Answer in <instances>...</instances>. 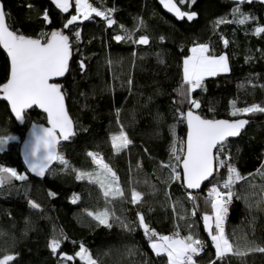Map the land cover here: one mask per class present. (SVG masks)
<instances>
[{
	"label": "trees",
	"instance_id": "1",
	"mask_svg": "<svg viewBox=\"0 0 264 264\" xmlns=\"http://www.w3.org/2000/svg\"><path fill=\"white\" fill-rule=\"evenodd\" d=\"M175 1L181 9L196 12L197 19L175 21L162 12L156 0H89L101 10L115 9L111 17L116 23L109 26L103 17L93 14L64 28L76 15L74 0L68 12L51 0H1L13 31L32 38L54 30L69 36V71L57 83L65 93L75 132L58 145V152L69 162L68 170L56 161L44 176L27 172L21 145L30 126L45 124L46 117L31 108L22 121L17 120L0 93V137H15L0 151V167L14 168L27 176L24 181L13 179L0 186V257L14 254L10 264H86L75 256L81 244L98 264H167V257L157 256L150 247L137 212H142L145 222L161 235L179 230L181 236L191 232L202 240L204 249L194 258L196 264H264V253L260 252L217 260L203 223V215L212 213L206 202L208 190L213 184L222 185L230 164L244 179L232 186L234 196L224 221L225 234L241 250L245 240L264 247V204H258L264 200V113L231 115L233 102L240 108L264 106V33L255 31L264 27V0ZM146 5L154 9L148 15ZM237 6L249 17L244 24L238 22L239 13H233ZM45 11L50 22L43 19ZM220 18L231 22L217 25ZM117 35L125 39L118 41ZM144 35L149 37L148 44L135 42ZM199 43L208 44L211 54L225 53L230 71L206 77L204 87L188 95L183 59ZM8 73V58L0 48V84L6 82ZM190 99L200 103V108L193 110L204 118L249 119L241 135L227 140L221 150L219 159L226 165L218 167L198 192L184 188L172 155L173 142L180 149L186 133L177 110H189ZM121 128L132 143L117 153L111 136ZM89 152L99 154L115 171L123 198L109 203L98 184L76 179L72 169L98 170ZM173 167L180 173L179 179L173 178ZM133 188L143 193L142 203L130 202ZM221 191L225 189L221 187ZM31 202L40 207H32ZM105 208L114 213L111 228L88 215ZM121 221L131 230L122 227ZM54 236L62 237L58 251L73 256V260L52 253L48 245Z\"/></svg>",
	"mask_w": 264,
	"mask_h": 264
},
{
	"label": "snow or ice",
	"instance_id": "2",
	"mask_svg": "<svg viewBox=\"0 0 264 264\" xmlns=\"http://www.w3.org/2000/svg\"><path fill=\"white\" fill-rule=\"evenodd\" d=\"M52 2L63 12H68L71 7L70 0H52ZM180 2L183 4L185 0H180ZM192 2L195 3V0H192ZM160 3L179 18L186 17L188 20H192L197 16L194 11H181L173 0H160ZM27 7L31 8L32 5L29 4ZM75 9L76 15H72L67 20L64 28H68L69 25H73L82 18L88 20L93 14L97 17H103L109 26L116 23L111 17L115 9L101 10L89 3V0H75ZM233 13H239L238 22L240 24H244L249 19L248 16L241 13L238 6L233 9ZM43 19L50 22L47 11L43 13ZM229 22L231 21L224 18L215 21L217 25ZM121 28H123V25H121ZM255 31L256 34L264 33V27H257ZM74 35L79 39L80 32L76 31ZM115 39L119 41L125 39V37L117 35ZM135 42L146 45L149 43V37L146 35L140 36ZM224 44L227 46L228 41L224 40ZM0 46L6 50L10 58L9 78L6 83L0 84V93L10 103L15 117L22 121L25 118V110L35 106L47 114V121L50 125V127H33V140L26 153V162L29 169L38 176H44L46 171H49L52 162L59 161L64 166V170H68L70 167L69 162L57 151V146L61 140L68 141L75 135V132L73 121L65 107V93L62 91V86L52 81L55 78L63 77L69 71V60L72 55L69 36L61 30H54L46 34L42 33L38 38L19 34L13 31L6 22V13L3 5L0 4ZM190 52L191 55L183 60V82L188 95L198 88H203L206 77H215L220 73L230 71L227 55L211 54L208 44H195ZM80 67L82 70L85 67L83 60L80 62ZM185 94V92H181L182 96ZM188 103L191 107L187 112L177 110L179 117L186 120L187 139L186 141H180V149H177L176 142H173L172 155L178 165L182 164L186 187L197 189L200 188L202 182L213 176L218 167L226 165L225 160L219 159L221 150L225 147L227 139L238 137L249 121L246 119H206L193 111V109L200 108V103L197 100L190 99ZM257 112L264 113V106L253 104L240 108L236 107L235 102H233L231 115L237 116L238 114ZM9 139H15V137H0V151H3ZM131 143L132 141L128 138L127 133L123 131V128L118 134L111 137L112 147L117 153L127 149ZM177 152L183 153V155H179ZM87 155L97 165L98 170L84 172L72 169L75 172L76 179L83 180L87 178L90 182L98 184L103 196L109 203L111 199L123 198L125 193L120 187L119 177L115 171L109 164L104 162L103 157L99 154L89 152ZM162 166L172 167V165ZM227 168L229 175L222 185L213 184L208 192L209 199L206 202L210 203L212 214L205 213L203 215L205 229L208 231L215 247V256L217 260H223L228 255L244 256L248 252L264 253V247L247 240H245L243 250H241V246L239 244L234 245L225 234L224 221L228 211L227 205L234 196L231 190L232 186L235 182L244 179L234 166L227 164ZM173 178H180V173L174 167ZM13 179L24 181L27 176L19 174L14 168L0 167V186L10 183ZM221 187L225 191H221ZM49 194L56 195L55 193ZM189 198L195 200V197H192L191 194H189ZM73 202H75V199ZM130 202L133 205L142 203L143 193L133 188ZM31 204L32 207H40L35 202H31ZM258 204H264V200L258 202ZM195 214L196 212L193 210L192 215ZM88 215L92 216L100 225L112 227L110 220L114 213L110 212L108 208L95 213L89 212ZM137 219L139 226L143 228L144 234L150 242V247L157 256H166L167 264H196L194 258L203 251L204 242L193 233L189 232L188 235L181 236L180 231L177 230L171 235H161L145 222L142 212H137ZM121 226L131 230L129 225L123 221H121ZM61 243L62 237L54 236L48 246L53 254L62 256L69 261L73 260V256L58 251ZM75 256L86 261V264H98V261L93 258L83 244L79 246V251L75 253ZM15 258L14 254H4L0 257V264H10ZM210 264H216V262L213 261Z\"/></svg>",
	"mask_w": 264,
	"mask_h": 264
},
{
	"label": "water",
	"instance_id": "3",
	"mask_svg": "<svg viewBox=\"0 0 264 264\" xmlns=\"http://www.w3.org/2000/svg\"><path fill=\"white\" fill-rule=\"evenodd\" d=\"M51 1H52V0H51ZM71 1H72V0H70V3H71ZM229 1H230V2H234V3H240V2H243L244 0H229ZM156 2H157V4L159 5V7H160V9L162 10V12H163L165 15H167V16L171 17L172 19H174L175 21L180 22V21L185 20V21H187V22H192V21H194V20L197 19V16H196L194 19H192V20H188L186 17H184V18H179V17H177V16L175 15V13L170 12L168 9H166V8L163 6V4L160 3V0H156ZM173 2L177 5L178 8H180L181 11H185V12H193V11H186V10H183V9H181V7L177 4V2H176L175 0H173ZM0 4H2L1 0H0ZM2 5H3V4H2ZM4 11H5V10H4ZM6 22H7V20H6ZM0 48L2 49V51L5 53V55H6L7 58H8V62H9V73H8V78H9V74H10V58L8 57L6 50H4V49L2 48V46H0ZM8 78H7V79H8ZM61 78H62V77H60V78H55L52 82L57 83ZM6 82H7V80H6ZM6 82H5V83H6ZM1 97H2L3 100L8 104V107H9V110H10L11 114L15 117V114H14V113L12 112V110H11V105H10V103L4 98L3 94H2ZM64 102H65V100H64ZM65 107H66V103H65ZM33 108L38 109L39 111H41V112L45 115V117H46V122H45V124H32V125L30 126V128H29V130H28V133H27V137L25 138V140L23 141V143H22V145H21V150H22V155H23L24 165H25V168H26L27 172H29V173H31V174H34V175H37L36 173L31 172V170L29 169L28 164H27V162H26V153H27V151H28V149H29V147H30V145H31V143H32V140H33V137H32L33 127H34V126L50 127V125L48 124V121H47V114H46L42 109H39L38 107H35V106H34ZM66 109H67V107H66ZM27 110H30V109H27ZM27 110H25V111H27ZM187 111H188V110H187ZM187 111H186V112H187ZM193 111H194V110H193ZM67 112H68V110H67ZM196 114H198V113L196 112ZM68 115H69V113H68ZM198 115H199V114H198ZM69 117H70V115H69ZM201 117H202V116H201ZM15 118H16V117H15ZM70 118H71V117H70ZM203 118H204V117H203ZM16 119H17V118H16ZM206 119H207V118H206ZM235 119H246V120L249 121V119L246 118V117H239V118H234V119H223V118H218V119H216V120H235ZM17 120H18V119H17ZM72 121H73V120H72ZM184 122H185V125H186V133H185L184 141H186V139H187V131H188V128H187L186 120H184ZM248 124H249V123H248ZM248 124L245 126V128L248 126ZM245 128L241 131V133L245 130ZM73 130H74V127H73ZM240 135H241V134H240ZM240 135H239V136H240ZM239 136H238V137H239ZM238 137H229L227 140H233V139H236V138H238ZM61 141H63V140H61ZM61 141H60V142H61ZM185 150H186V146H185ZM57 151H58V146H57ZM182 155H183V154H182ZM55 162H56V161H53V162H52V164L50 165V168L53 166V164H54ZM179 169H180V172H181V179H182L183 186H184V188H185L186 190H188L189 192H198V191H200V189H201L205 184H207V183L211 180V178H210L209 180L202 182L200 188H197V189H188V188L186 187V181L184 180V177H183V167H182V164H179ZM46 172H47V171H46Z\"/></svg>",
	"mask_w": 264,
	"mask_h": 264
},
{
	"label": "rangeland",
	"instance_id": "4",
	"mask_svg": "<svg viewBox=\"0 0 264 264\" xmlns=\"http://www.w3.org/2000/svg\"><path fill=\"white\" fill-rule=\"evenodd\" d=\"M74 3H75V0H74ZM145 8H147V10H148V11L145 12V15H148L149 13H151L152 10H154L153 8L149 7L148 5H146ZM82 19H83V18H82ZM193 46H194V45H193ZM193 46H192V47H193ZM192 47H191V48H192ZM191 48H190V49H191ZM223 54H225V53H223ZM189 55H191V52H189V54H188L187 56H189ZM220 55H221V54H220ZM225 55H226V54H225ZM187 56H185V57H187ZM185 57H184V58H185ZM183 60H184V59H183ZM182 70H183V67H182ZM116 134H118V133H116ZM113 135H114V134H113ZM113 135H112V136H113ZM112 136H111V137H112ZM7 137H14V136H7ZM9 140H12V139H9ZM9 140H8V141H9ZM5 146H6V145H5ZM5 146H4V147H5ZM23 175H24V174H23ZM228 175H229V173H228ZM228 175H227V177H228ZM227 177H226V178H227ZM211 214H212V213H211ZM211 214H209V215H211ZM213 223H214V221H213Z\"/></svg>",
	"mask_w": 264,
	"mask_h": 264
},
{
	"label": "built area",
	"instance_id": "5",
	"mask_svg": "<svg viewBox=\"0 0 264 264\" xmlns=\"http://www.w3.org/2000/svg\"><path fill=\"white\" fill-rule=\"evenodd\" d=\"M210 190V189H209ZM209 190H208V192H209ZM231 203V202H230ZM230 203L227 205V209H228V207H229V205H230ZM227 215V214H226ZM226 218V217H225Z\"/></svg>",
	"mask_w": 264,
	"mask_h": 264
},
{
	"label": "crops",
	"instance_id": "6",
	"mask_svg": "<svg viewBox=\"0 0 264 264\" xmlns=\"http://www.w3.org/2000/svg\"><path fill=\"white\" fill-rule=\"evenodd\" d=\"M203 223H204V221H203ZM213 243V242H212Z\"/></svg>",
	"mask_w": 264,
	"mask_h": 264
}]
</instances>
